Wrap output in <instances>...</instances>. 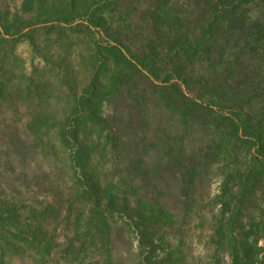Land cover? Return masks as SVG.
Wrapping results in <instances>:
<instances>
[{"label": "trees", "instance_id": "1", "mask_svg": "<svg viewBox=\"0 0 264 264\" xmlns=\"http://www.w3.org/2000/svg\"><path fill=\"white\" fill-rule=\"evenodd\" d=\"M102 1L81 15H76V0L56 10L51 7L57 0H24L23 8L32 12L28 17L0 5V171L18 167L34 177L28 180L23 172L14 182L0 180V264L25 259L32 264H116V216L130 219L122 228L131 233L135 225L138 264H167L173 253L159 261L157 252L165 240L161 233L172 226V212L135 191L120 166L111 176L103 171L111 157L124 154L119 147L125 143L117 146L112 126L123 123L118 111L127 108L154 106L179 127L208 135L207 147L190 153L183 180L194 185L203 170L217 163L225 167L224 195L232 199L226 206L234 207L228 230L264 199V84L259 78L264 66L238 75L241 55L264 45V0H190L193 10L180 0H158L151 3L156 7L151 19L168 29L148 34L138 49L112 28L106 15L109 0ZM189 12L198 19L189 23L193 29L182 31L185 22L179 15ZM23 44L39 62L32 61V74L20 67L25 63L16 54ZM77 57L86 77L79 94L72 66ZM47 95L66 103L62 116L32 111L24 134L1 124L3 106L13 108L14 118H23L27 114L20 104L37 106ZM136 115L133 120L148 124L146 116ZM172 141L165 135L162 143L170 162ZM31 161L39 171L30 172ZM230 177L237 180L234 191L228 188ZM29 188L45 195L34 197ZM263 221L261 215L253 224ZM242 249L251 257L248 242L234 239L233 264H243Z\"/></svg>", "mask_w": 264, "mask_h": 264}, {"label": "rangeland", "instance_id": "2", "mask_svg": "<svg viewBox=\"0 0 264 264\" xmlns=\"http://www.w3.org/2000/svg\"><path fill=\"white\" fill-rule=\"evenodd\" d=\"M68 1L70 0H57V4L51 8L55 10L64 9L67 7L65 4ZM157 1L109 0L107 1L106 15L112 28L122 33L128 44L137 47V49L142 48L148 34H153L157 30L168 29L167 26L156 25L151 19V10L154 11L156 8L151 3L154 2L157 5ZM23 2L24 0H0V5H2V8L9 9L14 15L28 17L32 12H28L26 8H23ZM105 2L102 0H76V15L84 14L86 9L97 4L103 5ZM180 3H186L190 6L188 8L190 10L194 9L190 5V0H180ZM179 17L185 22L181 25L182 31L193 29L189 23L198 19L197 14L193 15L192 12L179 15ZM254 17L257 18L258 15L255 14ZM157 26L160 27L157 28ZM32 51V48L25 44L19 46L16 51L20 63H25V65L20 64V67L24 68L27 74H32L31 66L34 58ZM239 60L241 66L238 69L240 70L238 75H243L246 70L250 71L259 64L264 66V45L255 44L251 50H246ZM33 63L35 62L33 61ZM72 64L76 75L75 92L79 94L84 91L86 82L83 62L77 57V59H73ZM35 65H39V62L36 61ZM260 75L259 78L262 79L264 84L263 67L260 70ZM18 82V79L14 80V84H18ZM234 89L241 92L238 84L234 85ZM44 99L43 104H37V106L33 104L29 107V105L20 104L21 113L27 114L23 118H14L10 115L13 108L9 109V106H3L1 109L6 116H3L1 124L5 128L18 127L20 134H24L25 127L31 120L30 112L39 109L43 110L42 112L54 113L66 111V103H62L61 99L51 98L50 95H47ZM62 112L58 116H62ZM136 114H139L141 118L146 116L148 124L138 122L136 117L133 120V116ZM118 115L119 118L123 117L124 120L123 123H113L112 133L118 142L117 146L121 142L125 143L119 147L123 149L124 154L111 157L109 160L111 164H107L103 171H105L106 176H111L110 173L112 171L116 173L117 166H120V169H124L121 170L123 176H127L129 181H133L136 186L135 191L139 190V194L145 196V199L159 200L172 212V226L167 230V234L161 233L160 235V237L164 236L165 240L158 248L157 259L162 261L173 253L167 264H233L232 241L238 239L248 242V250L251 256L248 257L242 249L243 264H264V221L260 224H253V221L260 222L261 215H264V199L243 216L241 224L230 231L227 223L228 219L234 214V207L233 205L229 208L226 206V203L231 202L232 199L229 200V196L226 199L224 195L223 185L227 182V176L224 174L225 167L217 163L208 170H203L194 185L193 183L189 185L191 183L189 180L186 182L183 180L189 170L190 153L194 149L197 151L200 147H207L208 135L201 133L199 129L192 131L191 127L186 129L179 127L173 118L154 106H144L136 110L127 108L125 111H118ZM130 117L132 123L129 122ZM165 135H170L173 138L174 159L171 162L169 155L162 150ZM28 137L22 136V140L28 141ZM181 147H183V150L179 151ZM175 159L178 160V163H174ZM39 160L43 161L42 158ZM119 161L122 162L118 164ZM31 162L30 172L39 171L37 163ZM43 165L46 167L45 162ZM137 167H140V170ZM9 169L8 171H6L7 169L0 171L2 183L14 182L23 172L27 173V170L25 172V169L18 167L14 168V171H11L10 167ZM227 169L230 171V168ZM26 178L30 180L34 177L33 174L27 173ZM185 183L188 185V190L183 188ZM228 184V188L234 191L237 180L230 177ZM9 186L11 185L6 187L9 188ZM30 191L34 197L45 195L44 192L41 193L39 190L30 189ZM130 197H133V194ZM130 199L131 209H134V199ZM137 217L136 215L135 217L132 216L133 222H139ZM116 218V224L119 227L115 236L117 240L114 250L116 264H138L140 245L136 228H134L135 225H132L133 233H131L129 230L122 228L124 227L123 223L131 224L130 219H121L118 216ZM59 238L60 240L62 238L60 233ZM18 264L32 263L30 259H25Z\"/></svg>", "mask_w": 264, "mask_h": 264}]
</instances>
